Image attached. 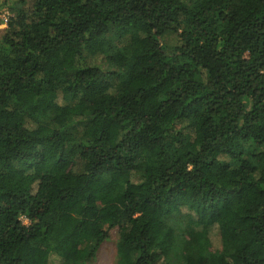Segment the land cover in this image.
<instances>
[{
    "label": "trees",
    "instance_id": "1",
    "mask_svg": "<svg viewBox=\"0 0 264 264\" xmlns=\"http://www.w3.org/2000/svg\"><path fill=\"white\" fill-rule=\"evenodd\" d=\"M1 7L0 264H264V0Z\"/></svg>",
    "mask_w": 264,
    "mask_h": 264
},
{
    "label": "rangeland",
    "instance_id": "2",
    "mask_svg": "<svg viewBox=\"0 0 264 264\" xmlns=\"http://www.w3.org/2000/svg\"><path fill=\"white\" fill-rule=\"evenodd\" d=\"M21 219L25 224H29V220L27 218L22 216ZM166 221L180 228L185 227L187 222L186 218L182 214H172L166 218ZM179 231L180 233L178 235H182L184 230L180 229ZM118 237V229L112 228L109 231L108 238L100 244L96 253V258L91 264H114ZM210 239L213 249L221 247V239L217 230H212L210 233Z\"/></svg>",
    "mask_w": 264,
    "mask_h": 264
},
{
    "label": "built area",
    "instance_id": "3",
    "mask_svg": "<svg viewBox=\"0 0 264 264\" xmlns=\"http://www.w3.org/2000/svg\"><path fill=\"white\" fill-rule=\"evenodd\" d=\"M2 0H0L1 2ZM10 12L6 7L0 8V33L7 27Z\"/></svg>",
    "mask_w": 264,
    "mask_h": 264
}]
</instances>
